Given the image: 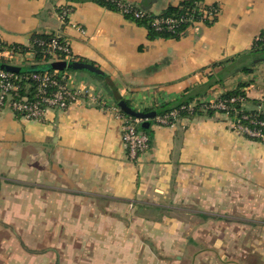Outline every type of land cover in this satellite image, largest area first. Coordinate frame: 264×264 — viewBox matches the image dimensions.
Returning a JSON list of instances; mask_svg holds the SVG:
<instances>
[{
  "label": "crops",
  "instance_id": "1",
  "mask_svg": "<svg viewBox=\"0 0 264 264\" xmlns=\"http://www.w3.org/2000/svg\"><path fill=\"white\" fill-rule=\"evenodd\" d=\"M123 1L160 15L187 0ZM204 2L216 18L166 38L94 0H0V16L13 21L0 26V43L26 53L14 66L40 65L34 40L54 35L71 61L106 74L70 73L96 99L42 121L0 112V233L9 236L0 264H264V143L197 108L173 126L149 120L150 147L133 160L101 105L161 116L244 86L241 110L264 114V0ZM46 7L56 22L37 16Z\"/></svg>",
  "mask_w": 264,
  "mask_h": 264
},
{
  "label": "built area",
  "instance_id": "2",
  "mask_svg": "<svg viewBox=\"0 0 264 264\" xmlns=\"http://www.w3.org/2000/svg\"><path fill=\"white\" fill-rule=\"evenodd\" d=\"M117 5L123 16L133 17L136 20H148L155 32L169 33L180 36L183 26L197 28L205 20H211L218 16L216 7L207 6L204 0H194V7L190 12L181 17H165L152 15L146 11L134 7L123 0H105ZM72 13L68 5L60 9L59 19L65 23ZM79 32L85 34V30L73 24ZM264 40V39H263ZM34 45L41 49L44 58L55 61H71V48L67 43L61 41L57 36L49 40H34ZM34 49V46L31 47ZM24 50L21 47L0 46V62L17 65L24 58ZM71 72L56 71L53 73H15L0 69V112L9 108L14 113L22 115L27 119L42 121L48 110L54 109L65 111L72 105L81 103L85 97L96 99L90 94L86 86L75 89L71 82ZM247 98L237 95L231 98L220 97L216 101L195 102L182 105L168 113L156 117L160 125L173 126L182 113H192L197 108L205 111L223 113L233 118V129L239 135L264 143V120L260 113H248L241 110V106ZM105 111L113 112L121 123L122 140L128 148L130 158L135 160L150 147V138L140 132L139 126L142 120L126 115L120 108L101 101Z\"/></svg>",
  "mask_w": 264,
  "mask_h": 264
},
{
  "label": "trees",
  "instance_id": "3",
  "mask_svg": "<svg viewBox=\"0 0 264 264\" xmlns=\"http://www.w3.org/2000/svg\"><path fill=\"white\" fill-rule=\"evenodd\" d=\"M94 1L98 5H100V6H103V7L107 8L109 10H112L114 12L120 13V11L117 8V5L115 3L106 2L105 0H94ZM193 3H194V0H187V1H184L180 5H177V6H169L160 15L161 16H165V17H170V16H173V17H181L184 14H186V13H188V12L191 11V9L194 7V4ZM152 15H154V14H152ZM125 17L128 18L129 20L135 22L136 24H138L140 26H145L149 30V32L152 35L156 36V37H158V36H162V37H166V38H177L178 37L177 35H173V34H169V33H159V32H155L154 29L152 28V26L149 24L148 20L139 21V20L134 19L133 17H129V16H125ZM208 21H210V20H205L203 23H207ZM188 28L189 27H187V25L186 26H183V28H182L183 32L186 31ZM51 36L53 37L54 35H50V36L38 35V36H36V39H39V40H49L50 38H52ZM259 43H260L261 46H264V40L260 41ZM0 46H3V45L0 43ZM40 51H41V49L38 48V47H36V58H37L38 62L40 63V65L35 66L31 70L32 71H35V73H43V72L53 73V72H55V70H53L52 68L49 67V64L51 63L49 61L50 59L44 58ZM0 63H3V62H0ZM32 71H29L28 70L25 73H30ZM20 74H23V73H20ZM243 88H244V86H240L236 90H234V91H232V92H230V93H228V94H226V95H224L222 97L231 98V97H234V96H237V95L245 96V94H244V92L242 90ZM182 105L183 104H179V105H177V106H175V107L167 110L165 113H168V112H170L173 109H177V108L181 107ZM260 118L262 120H264V114L263 113L261 114V117ZM140 132L146 133L147 131L146 130H143V129H140Z\"/></svg>",
  "mask_w": 264,
  "mask_h": 264
},
{
  "label": "water",
  "instance_id": "4",
  "mask_svg": "<svg viewBox=\"0 0 264 264\" xmlns=\"http://www.w3.org/2000/svg\"><path fill=\"white\" fill-rule=\"evenodd\" d=\"M49 67L56 71H68L73 73H82L88 74L90 76H95L98 78L106 79V74L89 63L81 62V61H55L49 64ZM0 69L15 72V73H25L26 70L23 68L16 67L14 65L0 63ZM47 70V69H46ZM119 107L121 110L128 116L141 119L142 129H148L150 126L149 120H153L156 118V112H140L136 111L132 107H130L125 101L119 102Z\"/></svg>",
  "mask_w": 264,
  "mask_h": 264
},
{
  "label": "rangeland",
  "instance_id": "5",
  "mask_svg": "<svg viewBox=\"0 0 264 264\" xmlns=\"http://www.w3.org/2000/svg\"><path fill=\"white\" fill-rule=\"evenodd\" d=\"M55 15H56V14H54L50 8H47V7H46V8H43L37 16H38L39 18H41L42 20H44V19H46V20L52 19L53 22H56L57 15H56V16H55ZM27 16H28V17H27ZM25 17H26V18H32V17H33V14H32L29 10L26 9ZM9 23L12 24L13 21L10 20V19H9L8 21H6L5 18H4L3 16H0V26H3V25L6 26V25H9ZM71 73H73V72H71ZM90 94L95 95L93 91H91ZM105 100H106V99H105ZM242 109H243V110L248 109L247 104H244V106H243ZM19 234L23 237V241H24V242H26V243L32 245V241H34V240H33V238L31 237V233H30V232L26 233L25 231H22V230H21V231L19 232ZM8 237H9V236L6 237V233H0V240L8 239ZM43 249H45V248H43V246H40V247L38 248V251H43ZM0 252H1V251H0Z\"/></svg>",
  "mask_w": 264,
  "mask_h": 264
}]
</instances>
